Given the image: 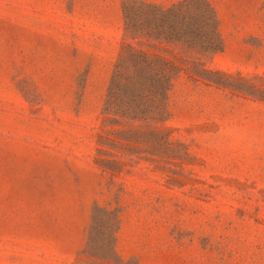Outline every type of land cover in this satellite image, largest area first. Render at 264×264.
I'll return each instance as SVG.
<instances>
[{
    "label": "rangeland",
    "instance_id": "obj_1",
    "mask_svg": "<svg viewBox=\"0 0 264 264\" xmlns=\"http://www.w3.org/2000/svg\"><path fill=\"white\" fill-rule=\"evenodd\" d=\"M0 264H264V0H0Z\"/></svg>",
    "mask_w": 264,
    "mask_h": 264
}]
</instances>
